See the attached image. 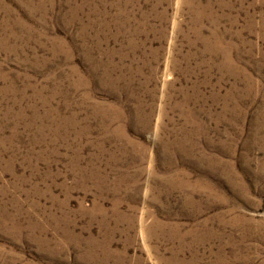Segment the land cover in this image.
Returning <instances> with one entry per match:
<instances>
[{
	"label": "rangeland",
	"instance_id": "obj_1",
	"mask_svg": "<svg viewBox=\"0 0 264 264\" xmlns=\"http://www.w3.org/2000/svg\"><path fill=\"white\" fill-rule=\"evenodd\" d=\"M0 264H264V0H0Z\"/></svg>",
	"mask_w": 264,
	"mask_h": 264
},
{
	"label": "bare ground",
	"instance_id": "obj_2",
	"mask_svg": "<svg viewBox=\"0 0 264 264\" xmlns=\"http://www.w3.org/2000/svg\"><path fill=\"white\" fill-rule=\"evenodd\" d=\"M206 190V189H205ZM204 198V197H203ZM201 201V200H200Z\"/></svg>",
	"mask_w": 264,
	"mask_h": 264
}]
</instances>
